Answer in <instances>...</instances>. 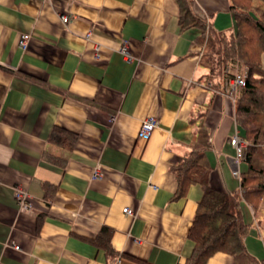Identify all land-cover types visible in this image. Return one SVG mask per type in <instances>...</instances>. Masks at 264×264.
I'll return each mask as SVG.
<instances>
[{
	"label": "crops",
	"instance_id": "0c3cea01",
	"mask_svg": "<svg viewBox=\"0 0 264 264\" xmlns=\"http://www.w3.org/2000/svg\"><path fill=\"white\" fill-rule=\"evenodd\" d=\"M193 10L216 31L235 26L230 0ZM200 34L181 28L176 0H0V264L186 263L203 189L177 195L173 167L200 125L212 187L239 192L247 171L230 143L245 135L237 87L206 78ZM150 116L159 124L144 140ZM240 208L247 250L264 261V208ZM206 264L235 260L216 252Z\"/></svg>",
	"mask_w": 264,
	"mask_h": 264
},
{
	"label": "trees",
	"instance_id": "16d2710c",
	"mask_svg": "<svg viewBox=\"0 0 264 264\" xmlns=\"http://www.w3.org/2000/svg\"><path fill=\"white\" fill-rule=\"evenodd\" d=\"M230 1L235 26L230 32L209 28L207 58L201 61L208 69L206 78L219 83L225 77L245 75L246 83L236 95L235 114L247 142L244 159L247 171L241 174L239 192L229 193L212 187L210 167L205 160L209 133L200 125L191 151L173 167L178 182L177 195H184L193 183L203 189L189 232L194 248L185 264H206L216 252L230 254L235 264H264L247 250L245 236L250 224L244 221L240 208L242 199L255 208L264 203V0ZM176 2L181 28L200 27L205 33V20L194 12L193 0ZM51 139L64 140L59 133L53 134ZM105 238L103 235V245L110 251Z\"/></svg>",
	"mask_w": 264,
	"mask_h": 264
},
{
	"label": "built area",
	"instance_id": "2783aa9c",
	"mask_svg": "<svg viewBox=\"0 0 264 264\" xmlns=\"http://www.w3.org/2000/svg\"><path fill=\"white\" fill-rule=\"evenodd\" d=\"M62 20H63V22L66 23L70 20V16L63 15ZM30 36H31V34H22L21 35V37L19 39V44L22 48L26 47L27 41L30 38ZM120 51L124 54V56L126 57V60H128V61L133 60V57L128 52L126 42H124V44L121 46ZM231 82H232L233 86L242 87L246 83L245 82V75L238 73L231 78ZM158 124H159V122H158L157 118H155L153 116L145 118L140 124L139 130H138V137L141 139H144V140H148L151 137L154 129L158 126ZM230 143L235 148L237 162L244 160L246 157V149H247V142L244 139V137H242L238 134H235L231 137ZM234 173L236 175H238L237 171H235ZM99 176H100V172L98 170H96L93 177L97 178ZM14 196L17 200V203L21 206V208H29L30 207L31 202L29 201L28 193L25 191L24 188H22L21 186H16L14 188ZM123 211L126 213H129V214H132V211L129 208H124Z\"/></svg>",
	"mask_w": 264,
	"mask_h": 264
},
{
	"label": "rangeland",
	"instance_id": "374dc122",
	"mask_svg": "<svg viewBox=\"0 0 264 264\" xmlns=\"http://www.w3.org/2000/svg\"><path fill=\"white\" fill-rule=\"evenodd\" d=\"M197 28H199L200 30H202L203 31V29L202 28H200V27H197ZM204 30H205V33H202V31H201V34H200V36H199V38H198V40H199V42L201 43V45H202V56H201V60H204V59H206L207 57H206V54H207V52H208V48L206 47L207 46V44H208V41H209V37H210V31H209V25H208V23L205 21V26H204ZM203 36V37H202ZM201 40V41H200ZM263 65H264V55H263ZM226 79H229V78H224L223 79V81H225ZM208 80H213V79H211L210 77L208 78ZM216 81V80H215ZM222 81V83H219V82H217V86L218 87H220V85H222L224 82ZM214 82V81H213ZM219 83V84H218ZM239 89H240V87H237V91H236V94L235 95H237V93H238V91H239ZM236 97V96H235ZM235 102H236V99H235ZM264 208V203H262V204H260V205H258V208Z\"/></svg>",
	"mask_w": 264,
	"mask_h": 264
}]
</instances>
